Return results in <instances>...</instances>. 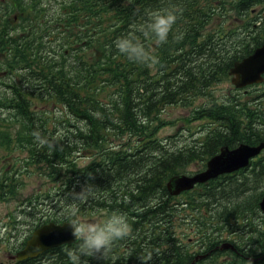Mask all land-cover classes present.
<instances>
[{
	"label": "trees",
	"instance_id": "trees-1",
	"mask_svg": "<svg viewBox=\"0 0 264 264\" xmlns=\"http://www.w3.org/2000/svg\"><path fill=\"white\" fill-rule=\"evenodd\" d=\"M157 11L178 16L163 45L143 35ZM133 35L154 63L117 51L115 41ZM263 43L264 0H0V76H7L0 109L14 120L9 130L0 124V140L24 151L22 166L34 165L49 182L21 208L33 215L46 206L37 226L125 214L131 234L104 257H82L87 264H200L195 250L232 252L219 240L234 228L248 240L234 241L233 252L262 254L250 246L263 232L264 154L178 195L166 182L189 165L202 170L223 147L264 141V102L215 92L234 62ZM177 108L186 111L182 119H173ZM176 122V132L159 134ZM184 133L191 140L183 144ZM7 166L0 165V198L15 193L4 180L19 165ZM88 186L91 194L78 197ZM80 244L17 264H71ZM239 261L250 264L236 254L223 264Z\"/></svg>",
	"mask_w": 264,
	"mask_h": 264
},
{
	"label": "rangeland",
	"instance_id": "rangeland-1",
	"mask_svg": "<svg viewBox=\"0 0 264 264\" xmlns=\"http://www.w3.org/2000/svg\"><path fill=\"white\" fill-rule=\"evenodd\" d=\"M6 77L7 76L4 75V78ZM1 82L2 81L0 79V88L2 87ZM262 84L263 83L252 85L247 88L237 89L231 84L230 79H228L225 82L218 84L216 86L215 92L223 94L227 93V95L230 96L235 95L236 97H238L237 99H252L249 104H253L254 102H264V85ZM42 107L43 109H45V106ZM185 112V110L177 108L171 114L174 117L173 119H182V117L185 116ZM8 116L9 113L7 110L0 109V124L2 123L3 125H5V128L7 130H9V127L6 126L14 123V120H8ZM177 124L178 122H176V125L166 126L162 128L159 134L161 136L173 134L174 132H176V130H178ZM178 132L180 131H177L176 134H178ZM184 134L185 135L179 136L181 137L180 141H184L183 144L188 143L191 140V137H189L186 133ZM262 154H264V151L262 152ZM24 155L25 152L22 150H9V145H3L0 140V165L6 162H8L9 164L15 162V165H19V167L17 166L19 169V173L17 175L15 172L13 174L9 173V178H6L4 180L5 183H9V187L13 186V188L15 189V193L13 195L8 194L5 197L0 198V263L9 261V256L13 257V254H15V252L24 245L25 241L30 237L31 233L36 228L37 223L40 220V216L42 217L43 214L47 213L46 206H43L45 209H36V212L33 215H28L26 213L30 211L29 207L25 209V212L23 208H21L25 203H22L23 199L26 201L27 196L37 193L38 191L46 187L47 183L49 184L47 178L43 175V173L39 174L38 169H36L34 165L31 166V164H29V166H22V156ZM87 161L88 158L81 157L79 164L83 165ZM196 170L197 167L195 165H189L186 169L185 174H193ZM258 189V192H261V198L262 194L264 193V185ZM258 214L261 216V212H259ZM258 219L259 218H257L256 223L258 224V227H261L262 225L263 232L256 233L254 238L251 237L253 243L250 246L252 250L255 249L257 250V252L263 249L262 247H264V225H260ZM234 230H236L235 234L231 233L225 235V233L228 232L225 229H222L221 231H223L222 233H224L226 237H223L219 240L220 244L228 242L233 244V248H231V251L237 250L236 247H238L234 241L244 242L248 240L246 239L247 235L244 228L240 230L234 228ZM241 234H243V238H241ZM248 236L250 235L248 234ZM218 256V262H216L215 264H223L225 261H222V259L227 256V252H221L219 255H216L214 259L217 260ZM239 262V264H244L241 261ZM202 264H207V262H203Z\"/></svg>",
	"mask_w": 264,
	"mask_h": 264
},
{
	"label": "water",
	"instance_id": "water-1",
	"mask_svg": "<svg viewBox=\"0 0 264 264\" xmlns=\"http://www.w3.org/2000/svg\"><path fill=\"white\" fill-rule=\"evenodd\" d=\"M264 73V43L242 59L234 62L229 70L231 82L235 87L241 88L248 84L261 82ZM264 147V142L258 145H248L241 143L236 147H223L218 153L211 156L205 169L193 175L179 174L172 176L166 182V187L171 194H178L183 190H189L197 183H204L216 178L220 174L229 173L248 164L249 158L257 155ZM261 211H264V194L259 202ZM71 223L54 224L48 223L37 228L27 240L25 247L17 253V259L35 256L53 246L63 243H70L75 238L72 236ZM40 246V251H34L36 246ZM221 246H232L223 243Z\"/></svg>",
	"mask_w": 264,
	"mask_h": 264
},
{
	"label": "clouds",
	"instance_id": "clouds-1",
	"mask_svg": "<svg viewBox=\"0 0 264 264\" xmlns=\"http://www.w3.org/2000/svg\"><path fill=\"white\" fill-rule=\"evenodd\" d=\"M177 19V13L174 11L154 12L143 35L153 38L156 44L163 45L168 42L169 34ZM115 47L130 62L140 64L155 62L149 50L134 35L119 37L115 41ZM34 135L39 136L38 133H34ZM90 190L91 186H88L77 196L86 199L91 194ZM70 227L72 236L81 241L79 248L68 254L71 264H87V261L81 259L82 257L106 256L115 241L124 239L132 232L126 215L121 212L111 213L103 222H73ZM34 251L38 253L40 246L37 245Z\"/></svg>",
	"mask_w": 264,
	"mask_h": 264
},
{
	"label": "flooded vegetation",
	"instance_id": "flooded-vegetation-1",
	"mask_svg": "<svg viewBox=\"0 0 264 264\" xmlns=\"http://www.w3.org/2000/svg\"><path fill=\"white\" fill-rule=\"evenodd\" d=\"M26 242V241H25ZM188 243L190 244V246H192L193 248L197 245V243H198V240H191V239H188ZM24 245H25V243H24ZM23 245V246H24ZM22 246V247H23ZM21 247V248H22ZM20 248V249H21ZM264 249V248H263ZM202 250V249H201ZM18 251V250H17ZM16 251V252H17ZM200 251V250H199ZM15 252V253H16ZM211 252H213V251H208V252H198L197 250H195L194 251V253H197L196 255H203V259H201V261H200V264H202L203 262H207V264H214L215 262H218V259H219V256H218V258H217V260H215L214 259V254L216 253V252H214L212 255H210L211 254ZM232 253V254H231ZM209 254V255H208ZM234 254H236V258L237 259H246V260H248L249 262H250V264H264V252L262 253V254H258V255H255V256H248V255H246V254H244V253H242V252H239V251H236V252H230V254H227V256H225L223 259H222V261H226V262H229L230 260H231V258H232V256L234 255ZM14 255V254H13ZM36 257V256H35ZM251 261H250V260ZM260 260H263L261 263L260 262H258V261H260ZM16 262V260L12 257V256H9V261H7V262H5V263H0V264H14Z\"/></svg>",
	"mask_w": 264,
	"mask_h": 264
}]
</instances>
